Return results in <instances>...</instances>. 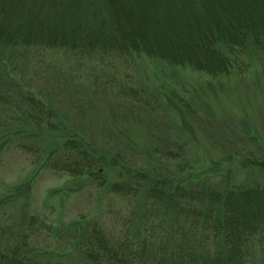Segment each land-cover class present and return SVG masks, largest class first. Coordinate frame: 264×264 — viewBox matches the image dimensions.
<instances>
[{
  "label": "trees",
  "instance_id": "obj_1",
  "mask_svg": "<svg viewBox=\"0 0 264 264\" xmlns=\"http://www.w3.org/2000/svg\"><path fill=\"white\" fill-rule=\"evenodd\" d=\"M0 45L138 53L229 76L248 45L264 50V0H0ZM9 76L0 68V104L16 103L0 118V153L14 148L37 171L89 178L107 207L85 219L72 263L32 244L41 233L34 214L12 219L0 208V264H264V182L220 188L192 168L100 154L70 131L56 141L52 110ZM169 151L161 155L175 157ZM249 162L264 169V160ZM106 165L119 168L118 179L108 181Z\"/></svg>",
  "mask_w": 264,
  "mask_h": 264
},
{
  "label": "rangeland",
  "instance_id": "obj_2",
  "mask_svg": "<svg viewBox=\"0 0 264 264\" xmlns=\"http://www.w3.org/2000/svg\"><path fill=\"white\" fill-rule=\"evenodd\" d=\"M239 56L229 76L211 77L138 53L0 45V68L18 81L21 93L52 110L58 122L53 140L70 131L100 154L119 151L131 164H155L161 171L192 168L203 182L226 188L264 182V169L249 162L264 160V50L248 45ZM7 106L14 110L16 103L0 104V118ZM31 161L17 149L1 151L0 198L6 202L0 208L12 219L34 214L41 233L32 244L72 263L84 221L99 205L106 209V195L102 199L89 178L37 171ZM103 167L108 181L118 179V167ZM16 187L22 192L14 195Z\"/></svg>",
  "mask_w": 264,
  "mask_h": 264
}]
</instances>
